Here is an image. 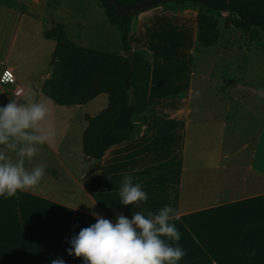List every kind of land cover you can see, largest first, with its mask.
<instances>
[{
    "label": "crops",
    "instance_id": "obj_1",
    "mask_svg": "<svg viewBox=\"0 0 264 264\" xmlns=\"http://www.w3.org/2000/svg\"><path fill=\"white\" fill-rule=\"evenodd\" d=\"M48 1L28 0L40 12L33 16L10 8L15 25L5 70L15 82L0 81V105L12 97L24 102L30 88L50 109L56 135L25 164L45 166L41 184L0 198V264H51L57 258L82 264L66 253L67 238L95 223L93 212L113 222L118 214L131 216L132 206L118 202L125 174L148 194L143 208L133 211L147 214L166 204L177 210V243L186 252L179 264H264V97L258 95L264 46L259 30L250 41L229 25L221 27L220 40L199 42L196 14L151 8L134 16L128 44L150 63L148 107L133 118L129 141L110 147L100 160L85 162L81 142L84 116L90 114L83 109L105 96L102 111L108 100L100 94L84 105L59 106L42 94L44 82L59 71L51 59L56 41L42 38L43 32L59 23L70 41L86 48L68 35L69 21L55 18ZM94 10L88 9V49L122 55L121 45L117 51L107 49L111 38L117 40V30L103 9L92 16ZM16 87L22 88L19 97ZM70 109L81 111L75 134Z\"/></svg>",
    "mask_w": 264,
    "mask_h": 264
},
{
    "label": "trees",
    "instance_id": "obj_2",
    "mask_svg": "<svg viewBox=\"0 0 264 264\" xmlns=\"http://www.w3.org/2000/svg\"><path fill=\"white\" fill-rule=\"evenodd\" d=\"M96 1L109 24L118 31L122 51L131 50L128 37L132 19L138 13L118 12L115 7H130L144 0ZM183 4L199 6L180 1L153 8ZM227 6V15L232 17L229 25L250 41L255 39L257 30L264 33V0H228ZM196 24L199 42H215L223 37L220 23L209 14H196ZM43 36L56 41L51 59L59 66V71L53 72L42 85L44 96L59 106L84 105L100 94L107 96L105 109L95 116H84L86 126L81 142L85 162L100 160L110 147L132 138L135 131L133 118L147 109L150 63L139 51L133 52L131 68L128 59L122 55L78 47L67 38L59 23H53ZM129 89L134 96L131 108H127L126 92Z\"/></svg>",
    "mask_w": 264,
    "mask_h": 264
},
{
    "label": "clouds",
    "instance_id": "obj_3",
    "mask_svg": "<svg viewBox=\"0 0 264 264\" xmlns=\"http://www.w3.org/2000/svg\"><path fill=\"white\" fill-rule=\"evenodd\" d=\"M24 95V102L12 97L0 105V198L4 199L41 184L45 166L28 168L25 164L56 135L48 106L35 99L30 88ZM258 95L264 97V88L258 89ZM134 181L125 174L118 190V202L132 206L131 216L118 214L113 222L93 212L95 223L67 238L68 255L81 258L82 264H179L186 252L177 243L181 239L173 223L180 219L177 210L166 204L147 214L133 211L148 201L142 185ZM51 264L66 262L57 258Z\"/></svg>",
    "mask_w": 264,
    "mask_h": 264
},
{
    "label": "rangeland",
    "instance_id": "obj_4",
    "mask_svg": "<svg viewBox=\"0 0 264 264\" xmlns=\"http://www.w3.org/2000/svg\"><path fill=\"white\" fill-rule=\"evenodd\" d=\"M7 8L9 10H7ZM10 8H13L20 12H25L29 15H34V13L40 14L39 10L34 9L31 7V5L28 3V0H0V61L2 64H0V70L2 72L6 69V52L7 48L10 44V40L13 34V25H15V18L14 15L11 13ZM93 8L94 11H91L92 16L96 13V10H102L101 6L96 0H49L48 1V9L55 14V18H63L66 21H69L68 24V35L73 37L79 38L80 42L83 43V47L88 48V29L90 28L88 26V17L90 14H88V9ZM99 8V9H97ZM160 10H172L176 13H188L190 15L203 13V14H209L213 16L219 23L220 27L229 28V22L231 20V16L227 14H218V13H210L205 8L200 6H193L189 4H183V5H167V6H161L159 8ZM103 12V11H102ZM36 16V15H35ZM95 17V16H94ZM105 17V15H104ZM96 18V17H95ZM83 21V22H82ZM115 28V27H114ZM116 29V28H115ZM114 29V30H115ZM118 32V31H117ZM116 32V39L113 40L112 38L109 41V45L107 49H110V51H117V47L120 48L119 44V33ZM44 33V32H43ZM258 37H260V44L264 46V33L261 31H258ZM44 38V36H42ZM46 39V38H44ZM47 48L45 49V51ZM259 83L260 87L264 88V51L262 53L261 58V68H260V75H259ZM103 99H97L96 101H93L90 103L86 109H83V111L86 113H89L90 116L93 113H97L100 111L101 107V101L105 100L106 97H101ZM72 110V114L69 115L70 119H72L73 123V129L72 133L75 134L76 129H79L81 126V121L78 118V114L81 111H78L76 109H70ZM83 120V119H82ZM80 155L83 158L82 151Z\"/></svg>",
    "mask_w": 264,
    "mask_h": 264
},
{
    "label": "water",
    "instance_id": "obj_5",
    "mask_svg": "<svg viewBox=\"0 0 264 264\" xmlns=\"http://www.w3.org/2000/svg\"><path fill=\"white\" fill-rule=\"evenodd\" d=\"M186 2V3H194L199 6H202L206 9H210L214 12H218L220 14H227L228 8V0H144L136 5L130 7H115L118 12H126V13H140L145 12L155 6L163 5L166 3H175V2ZM114 5V3L112 2ZM122 56L127 58L130 64V67H133L134 63V53L132 50L122 52ZM127 95V108H131L134 102V96L132 94V90L129 89L126 92Z\"/></svg>",
    "mask_w": 264,
    "mask_h": 264
},
{
    "label": "built area",
    "instance_id": "obj_6",
    "mask_svg": "<svg viewBox=\"0 0 264 264\" xmlns=\"http://www.w3.org/2000/svg\"><path fill=\"white\" fill-rule=\"evenodd\" d=\"M0 81L6 84H13L15 82V78L10 71L5 70L1 74ZM21 94H22V88L16 87L14 90V95L19 97Z\"/></svg>",
    "mask_w": 264,
    "mask_h": 264
}]
</instances>
